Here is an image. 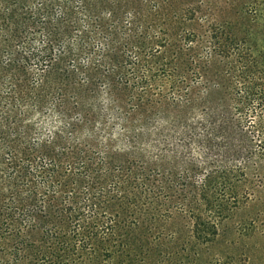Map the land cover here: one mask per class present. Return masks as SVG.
Masks as SVG:
<instances>
[{
  "label": "trees",
  "instance_id": "1",
  "mask_svg": "<svg viewBox=\"0 0 264 264\" xmlns=\"http://www.w3.org/2000/svg\"><path fill=\"white\" fill-rule=\"evenodd\" d=\"M62 1V6L39 1L31 17L17 21L18 11L8 10L13 25L6 29L5 50L15 66L10 71L40 88L28 89L30 103L19 89L17 105L0 115L5 137L20 131L27 146L3 139L9 151L0 153V264H238L234 236L241 240L253 233V221L232 233L220 228L242 199L263 201L264 7L245 5L238 30L228 15L209 24L204 55L194 60L200 70L194 80L182 54H142L147 34L128 43L132 60L115 49L117 35L112 34L106 47L96 44L99 51L103 48L100 62L114 71H93L75 83V69L60 65L65 56H59V41L74 16L70 0ZM79 3L86 18L109 10L118 21L121 11L135 6L137 25L156 18L148 5L138 9L131 0ZM29 4L18 0L11 8ZM168 4V10L155 11L156 21L162 18L153 41L157 48L176 34L177 26L167 18L179 5ZM53 7L68 11L67 20H53ZM199 9L181 14L193 23ZM245 15L253 27L244 23ZM196 38L189 30L184 42ZM69 65L75 67L73 61ZM48 72H56L50 84ZM134 79L160 102L140 99L124 114ZM53 88L59 97L49 111L45 103ZM48 116L54 133L42 141ZM113 118L122 119L118 137L113 136ZM102 148L107 152L97 161L93 149L99 156ZM63 160L69 163L64 174L59 168ZM8 188L15 190L9 198Z\"/></svg>",
  "mask_w": 264,
  "mask_h": 264
},
{
  "label": "rangeland",
  "instance_id": "2",
  "mask_svg": "<svg viewBox=\"0 0 264 264\" xmlns=\"http://www.w3.org/2000/svg\"><path fill=\"white\" fill-rule=\"evenodd\" d=\"M18 0H6V5L1 4L0 0V114L1 116L7 109L11 106L17 105V100L14 96L17 91L22 88V92L24 93L25 100L29 99V88L36 91L40 88V86L30 83V79L24 78L20 72H12L13 68L15 69L14 64L10 62L11 56L8 51L5 50V44L10 38L9 33L7 32V28H11L13 22L11 18H8V10L15 9L17 12V17L15 21H17L20 17H31L32 12H35V8L39 1L43 0H28L29 6L19 7L13 6L14 2ZM55 5L59 3L62 6V0H51ZM135 1L138 9L142 5H148L151 8V15L157 18V13L155 11L159 10V7H164L168 10V3L171 1H175L176 5L178 3L179 7H177L178 11L172 13L168 16L167 19H172V23L170 25L177 26V30L175 31V37H171L166 41V44L163 43L162 47L157 48L153 44L155 39V35H157L158 31L162 29L161 20L156 21V18H149L146 20V24L141 22L140 26L137 25L138 19L140 17L136 15V9L127 8L124 11H121L120 17L118 21L111 17L109 10H103L101 13L91 16L90 18H86L85 13L79 8L81 4L79 0H70L67 5L69 10L74 14L71 16L70 21L68 22V31L66 36L59 41V43H63L60 48V55L65 56V60L63 63H60L62 69H75L73 78L71 81L75 83L80 81L81 77L89 75L93 71H98L102 75L105 73L109 75L114 71L112 66H109L103 62H100L102 51H99V43L104 45L105 47L108 45L110 40L113 38L112 34H116V42L117 45L115 49L121 51V56L125 59L132 60V54L126 52V47L130 41H132L136 35H146L148 38V45L142 51L146 57L151 55H155L158 53L157 57H176L179 54H182L183 59L187 58L189 65V78L192 80L198 76L200 72L197 62L194 61L196 57H200L204 55L203 49L207 47V44L204 40V35H206L207 29L209 28L210 23H216L226 18V15L232 17V25L237 22L234 29H240L239 23L240 16L242 12V8L247 5L256 4L258 7H264V0H131ZM145 1V2H144ZM144 2V3H142ZM237 2V3H236ZM142 3V4H141ZM32 4V5H31ZM53 4V5H54ZM141 4V5H140ZM172 5V4H171ZM200 5L199 14L196 15L193 23H188L185 21L181 14V10L188 9L190 7H195ZM53 11V20L58 22L67 20V14H70L68 11L63 13V9ZM145 13V11H143ZM244 23L247 27H253L251 17L249 15H245ZM20 18V19H21ZM142 18V17H141ZM156 21L155 26L153 22ZM240 21V22H239ZM42 22L41 19L37 20V27L40 26ZM254 24V23H253ZM140 28V29H139ZM192 30L196 35V40L192 44L185 43L184 37L185 32ZM143 31V32H141ZM85 37H95L96 40L91 41L90 43L86 42ZM83 38V39H81ZM80 40L83 42L79 44ZM196 43V44H195ZM74 44V46H73ZM102 47V46H101ZM70 49V50H69ZM105 53V52H104ZM197 53L196 56H193ZM56 55H58L56 53ZM70 55V56H69ZM70 61H73L75 67L70 66ZM66 72V71H65ZM56 72L53 73H45V79L49 80V84L51 83V79L55 75ZM125 73V72H124ZM111 79H113L111 77ZM30 83V84H29ZM131 87L134 88L133 93L130 97H132V101L130 104L122 110V113L127 114L133 111V107L136 104L137 100L144 99L148 104L153 105L155 103L160 102L157 97L158 95L150 92L149 90L143 88L142 82L139 79L135 80L134 83H130ZM204 84L198 85L197 89L201 92L203 91ZM112 90L113 88H109ZM106 93H108V88L105 87ZM179 92L176 93V96ZM59 93L53 88L49 91V97L46 100L45 107L52 111L51 104H56ZM168 101H172L173 99L167 98ZM134 100V101H133ZM28 103H30L28 101ZM169 104V103H167ZM103 105L106 107L107 101L104 99ZM170 105V104H169ZM52 113V112H50ZM3 118V116H2ZM47 121L41 126V134L42 141L47 139L46 137L50 135L51 132L54 133L53 127H51V121L53 118L50 116L46 117ZM3 120V119H2ZM0 120V153L8 152V146L6 142L3 140H11L16 141L18 146L27 147L25 144V139L22 137L20 131H17L16 134L5 137L2 130V122ZM12 118H9V122ZM114 124L112 128L113 136L118 137L122 124L121 121L113 118L111 122ZM40 138V137H39ZM105 148V147H104ZM101 149V153L97 156V149H93L95 155H91L95 160L99 161L103 154L107 152V150ZM69 149H66V152L69 153ZM56 153V151H54ZM109 157H111V153H107ZM69 163L67 160H63L61 165L59 166L60 172L64 174L67 171ZM3 172V168H0V175ZM179 183V182H178ZM175 184V182L173 183ZM180 184V183H179ZM15 192L14 188H8L6 190V195L8 198ZM177 193V192H176ZM252 193V192H251ZM175 198V194H169ZM174 195V196H173ZM22 198L26 197V194L21 196ZM47 199V198H46ZM263 201H249L242 199L240 201L239 209L233 214L232 218L226 221L220 228L222 233L235 232L237 229H242L240 225H245L247 222L250 224L253 221V233L242 235L241 240L234 236L235 244L234 246L237 249L236 257L239 260L238 264H260L262 259H264V181H263ZM248 201V202H247ZM258 211H263V215L261 217H254L255 213ZM239 237V235L237 236ZM221 246L217 248L218 251L221 250ZM216 250V247H215Z\"/></svg>",
  "mask_w": 264,
  "mask_h": 264
}]
</instances>
